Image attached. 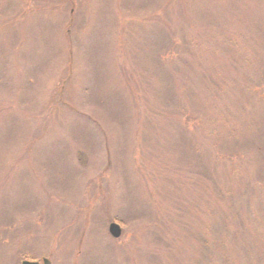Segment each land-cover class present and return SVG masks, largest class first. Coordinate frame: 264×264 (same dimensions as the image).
Returning <instances> with one entry per match:
<instances>
[{
	"label": "rangeland",
	"instance_id": "rangeland-1",
	"mask_svg": "<svg viewBox=\"0 0 264 264\" xmlns=\"http://www.w3.org/2000/svg\"><path fill=\"white\" fill-rule=\"evenodd\" d=\"M24 260L264 264V0H0V264Z\"/></svg>",
	"mask_w": 264,
	"mask_h": 264
},
{
	"label": "water",
	"instance_id": "water-1",
	"mask_svg": "<svg viewBox=\"0 0 264 264\" xmlns=\"http://www.w3.org/2000/svg\"><path fill=\"white\" fill-rule=\"evenodd\" d=\"M108 231H109V234L114 238L119 237L121 234L120 226L117 223H110L108 227ZM44 263L47 264L48 262L44 261ZM21 264H38V263L24 260L21 262Z\"/></svg>",
	"mask_w": 264,
	"mask_h": 264
}]
</instances>
